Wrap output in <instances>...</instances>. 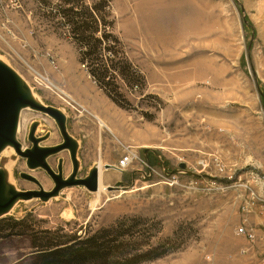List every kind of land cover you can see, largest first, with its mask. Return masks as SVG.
Returning <instances> with one entry per match:
<instances>
[{
    "label": "rangeland",
    "instance_id": "rangeland-1",
    "mask_svg": "<svg viewBox=\"0 0 264 264\" xmlns=\"http://www.w3.org/2000/svg\"><path fill=\"white\" fill-rule=\"evenodd\" d=\"M74 2L69 12L65 0H0V59L67 116L78 177L101 164L104 184L126 192L107 190L93 205L97 192L73 186L19 201L6 217L24 220L25 234L0 237V264H44L35 243L93 235L113 246L112 264H250L264 244V215L246 188L264 181V0ZM36 121L43 145L63 142L55 119L28 109L24 147ZM128 151L140 160L117 170ZM52 157L68 177L70 152ZM182 163L198 175L172 174ZM0 165L20 190L39 189L21 172L55 185L15 149Z\"/></svg>",
    "mask_w": 264,
    "mask_h": 264
},
{
    "label": "water",
    "instance_id": "water-1",
    "mask_svg": "<svg viewBox=\"0 0 264 264\" xmlns=\"http://www.w3.org/2000/svg\"><path fill=\"white\" fill-rule=\"evenodd\" d=\"M27 107L46 113L55 119L63 137L61 144L57 146L43 145L47 136H37L39 122L36 121L31 125L28 135L31 146L23 147L17 138V134L21 112ZM7 146L14 147L17 155L26 160L30 170L39 168L46 170L55 185L51 190H45L35 176L28 172H21V178L35 183L39 189L20 190L7 183L5 170L0 165V219L9 215L19 201L39 198L43 202H48L57 197L63 189L73 186H84L91 192L99 190L100 168L98 165H95L86 177H78L80 168L78 160L79 142L69 133L67 116L58 108L40 104L25 79L8 63L0 59V155ZM63 150L70 152L73 163V171L68 177L63 174L62 160H59L57 171L51 167L48 161L50 157ZM148 151L145 150V153L147 154ZM186 167L187 165L182 163L180 169L175 170L172 174L198 175L187 170ZM203 176L210 177L209 175ZM112 189L124 190L120 187L108 186V190Z\"/></svg>",
    "mask_w": 264,
    "mask_h": 264
},
{
    "label": "trees",
    "instance_id": "trees-1",
    "mask_svg": "<svg viewBox=\"0 0 264 264\" xmlns=\"http://www.w3.org/2000/svg\"><path fill=\"white\" fill-rule=\"evenodd\" d=\"M65 3L66 5H70L67 10L73 12L75 9L72 5V3H75L74 0H65ZM82 23V21L75 22V20L70 22L71 25H74V33L85 37L87 35V29ZM75 25H78L79 28ZM83 45H85L84 42ZM24 224V220H18L14 217L0 219V237L11 238L25 234L21 228L24 227ZM98 239L99 237L93 235L86 239L70 243L47 244L46 246L35 243L34 246L35 248H39L36 251L44 264H112V260L115 259V255L112 252L113 246L111 244L105 246L99 243Z\"/></svg>",
    "mask_w": 264,
    "mask_h": 264
},
{
    "label": "built area",
    "instance_id": "built-area-1",
    "mask_svg": "<svg viewBox=\"0 0 264 264\" xmlns=\"http://www.w3.org/2000/svg\"><path fill=\"white\" fill-rule=\"evenodd\" d=\"M140 160V158H137V154H135L132 151L126 152L122 158L119 160L118 165L116 166L117 170L124 171L126 168H128L130 165H132L135 161ZM202 165L208 166L206 163L201 162ZM219 165V170L223 172L222 167ZM230 178V177H229ZM255 180L256 186L258 187L257 190H254L252 186L248 185L246 188L251 193V199L254 201L255 204L259 205V208L262 209L263 215H264V181L258 178V175L253 178ZM241 233H244L247 235L249 240H255V232L253 230H248L245 227H241L239 230Z\"/></svg>",
    "mask_w": 264,
    "mask_h": 264
},
{
    "label": "bare ground",
    "instance_id": "bare-ground-1",
    "mask_svg": "<svg viewBox=\"0 0 264 264\" xmlns=\"http://www.w3.org/2000/svg\"><path fill=\"white\" fill-rule=\"evenodd\" d=\"M32 89V88H31ZM33 94H34V96H35V98L37 99V101L41 104L42 102H40V100L37 98V95L33 92ZM34 110V111H38V110H35V109H32V108H30V107H27V108H25V109H23V111L24 110ZM101 125L102 126H106L105 124H104V122H103V120L101 121ZM18 132H20V125H19V129H18ZM24 147V146H23ZM14 147L13 146H7L3 151H2V153H1V156L3 155V156H11L12 155V153H13V149ZM25 148V147H24ZM135 153V152H134ZM53 158V157H52ZM50 159V158H49ZM49 159H48V161H49ZM10 160V159H9ZM8 159H7V161H9ZM60 160V159H59ZM4 165V164H3ZM13 166V165H12ZM98 166H99V168H100V177H99V190L97 191V198H96V200H94V202H93V205H95L97 202H99L100 201V198H101V193H105L107 190H108V187L104 184V176H103V174H102V165L101 164H98ZM118 168V167H117ZM3 170H5V173H6V178H7V183L9 184V185H14L15 187H16V185H15V183L13 182V180H12V177H11V174H10V170L6 167V166H3ZM106 180V179H105ZM17 188V187H16ZM119 191H121V193H123V192H126V191H124V190H119ZM107 193V192H106ZM18 204V203H17ZM12 211H13V209H12ZM11 211V212H12Z\"/></svg>",
    "mask_w": 264,
    "mask_h": 264
},
{
    "label": "crops",
    "instance_id": "crops-1",
    "mask_svg": "<svg viewBox=\"0 0 264 264\" xmlns=\"http://www.w3.org/2000/svg\"><path fill=\"white\" fill-rule=\"evenodd\" d=\"M136 135H138L137 134V132L135 133ZM134 134V135H135ZM133 135V136H134ZM132 136V137H133ZM257 248V249H259V251H254L255 249L254 248ZM254 250L252 249V252L251 253H254V255H252L253 257L251 258L252 260L250 261V264H264V255H263V253H262V249L264 248V244H263V241L262 240H257L256 242H255V244H254ZM258 253H260V256H258ZM247 258L248 257H245V260H247ZM247 264V263H246Z\"/></svg>",
    "mask_w": 264,
    "mask_h": 264
}]
</instances>
